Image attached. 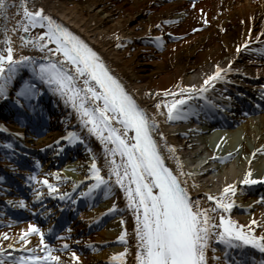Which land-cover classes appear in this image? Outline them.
<instances>
[{"label": "bare ground", "instance_id": "1", "mask_svg": "<svg viewBox=\"0 0 264 264\" xmlns=\"http://www.w3.org/2000/svg\"><path fill=\"white\" fill-rule=\"evenodd\" d=\"M20 3L21 0H6L7 7L0 13V52L6 54L8 36L14 58L22 55L31 60L20 62L7 81L4 93L0 94V133L12 141V151L22 147L41 150L40 154L45 152L41 174H48L57 185L50 194L48 187L40 189L37 176L32 175L33 192L27 195L24 203L29 207L36 199L43 198L53 207L43 209L42 214L72 215L59 231L52 232V254L60 256L63 264H121L112 256L125 247L128 252L123 264H136L134 210L127 204L125 190L115 183L113 175L110 188L105 190L101 186L88 193L89 185L95 182L90 172L93 156L106 179L111 156H105L101 140L81 122L71 102L66 103V98L54 91L55 86H49L37 75L38 65L46 63L45 57H49L47 49L54 51L56 46L54 43L46 44L44 49L34 46L31 37L39 36L47 29L37 26L24 32L17 25L23 15L22 10L17 11ZM27 6L42 7L58 22L71 25L101 52L149 117L159 121L154 127L158 142L175 171H182L180 179L187 181L193 198L199 197L204 206L214 204L207 200L206 194L216 195L226 184L235 182L237 191L233 198L236 203L230 212L231 218L242 225H249L255 218L257 224L250 226L255 228L257 235L264 233V194L254 193L247 189L248 184L240 183L249 167L253 178L264 176V110L241 113L238 120L213 132L198 124L210 109L208 100L200 99V95L185 92L191 97L183 105L188 110L171 120L167 108L163 107V102L171 99L163 94V90L171 92L177 86L183 88L192 84L199 87L217 64L224 68L229 66V61L233 71L226 73V80L213 83L204 94L220 96L222 87L229 84V78L264 83V0H27ZM144 35L153 37L154 43L142 42ZM156 37L161 39L157 41ZM49 59L60 61L61 57L57 54ZM7 71L5 67L6 75ZM248 75L252 79H248ZM22 79L36 82L39 98L49 101L55 110L56 119L44 137H26L24 127L4 109L8 101L19 104L22 100L15 90V84ZM179 95L177 92L176 97ZM158 102L162 105L160 108L155 106ZM69 132L76 133L81 139L75 142L63 139ZM59 142L65 143L59 150L77 157L61 169L58 167L61 151L43 150ZM168 145L174 146V153ZM177 158L182 162V170L178 168ZM120 159L117 153V162ZM187 173L195 175H185ZM259 182L264 181L255 184ZM11 192H3V197L11 194L3 199L20 202L16 193ZM24 192L28 190L25 188ZM82 192L88 194L81 195ZM63 193L68 194L67 198H61ZM91 197L93 201L88 200ZM77 203L86 205L76 216ZM113 204L116 208L109 211ZM30 210L27 219L12 222L0 218V233L8 234L7 237L0 236V247L4 248V253H0V264H21V257L16 258L18 262H13L12 257H17L21 251L40 256L44 250L40 233H29L28 243L20 239L23 230L36 224L33 213L37 209ZM121 232L126 233L124 242L117 239ZM64 243L68 244L67 249H63ZM10 244L11 248L8 247ZM246 249L264 257V253L252 245L228 247L212 241L207 252L208 264H216L221 255L226 259L225 264H236L232 255L242 254ZM71 252L76 253L78 261L73 259Z\"/></svg>", "mask_w": 264, "mask_h": 264}, {"label": "snow or ice", "instance_id": "2", "mask_svg": "<svg viewBox=\"0 0 264 264\" xmlns=\"http://www.w3.org/2000/svg\"><path fill=\"white\" fill-rule=\"evenodd\" d=\"M6 7V0H0V13ZM21 10L23 15L17 25L21 26L24 32L27 33L30 28L37 26L47 29L39 36L31 37L34 46L44 49L46 44L54 43V51L47 49L49 57L57 54L61 57L60 61L45 57L47 62L38 65L37 75L49 86H55L54 91L65 97L66 103L71 102L81 122L88 127L89 132L101 140L105 156H111L107 179L93 156L90 172L95 182L89 185L88 193L101 186L105 190L110 188L113 175L115 183L125 190L127 204L134 210L136 264H208L207 252L212 241H218L228 247L252 245L264 253V233L257 235L255 228L250 226L256 225L257 220L253 218L249 225H242L231 218L230 212L236 203L233 198L237 191L235 182L226 184L216 195L206 194L207 200L214 201V204L204 206L199 197L193 198L187 181L180 179L182 171L174 172L166 165L158 141L152 135L159 121L149 117L147 111L126 90L101 56L79 35L45 13L42 7L30 8L27 6V0H21L17 11ZM12 30L15 31V28ZM160 39L156 37L157 41ZM6 41V54L0 52V94L4 93L7 81L20 66V62L27 63L31 60V57L22 55L18 59L14 58L11 38L6 36ZM230 65L231 61L229 66L224 68L217 64L215 70L206 75L199 87L192 84L183 88L177 86L171 92L163 90L165 96L171 97L163 102V107L167 108L168 119H174L178 114L187 112L188 109L183 105L191 97L185 95V92L203 95L217 80H226V73L233 71ZM5 67L8 70L7 75ZM177 92L180 93L179 98L176 97ZM155 106L160 108L162 105L158 102ZM63 139L75 142L81 137L69 132ZM167 147L174 153V146ZM117 153L121 158L119 162L116 160ZM177 165L182 170V162L178 158ZM258 181H264V176L253 178L252 169L249 167L240 183L251 185ZM43 184L48 186L50 194L57 188V185L47 179L43 180ZM195 186L194 183L193 187ZM88 193L82 192L81 195ZM107 194L105 191V195ZM67 195L61 194V198H67ZM20 203L24 204L23 201ZM115 208L116 205L113 204L109 211ZM31 232L40 233L43 238L40 228L36 224H30L20 233V239L28 243V235ZM7 235L0 233V236ZM117 239L126 241V233L121 232ZM41 242L43 243V239ZM8 247L11 248L12 245ZM68 247L67 243L63 244V249ZM43 251V256L29 255L22 258L21 264H45L46 261L63 264L60 256L52 254L51 246H46ZM127 252L128 248L125 247L122 252L113 253L112 259L120 260L123 264ZM0 253H4L3 247H0ZM70 255L74 260H79L75 252Z\"/></svg>", "mask_w": 264, "mask_h": 264}, {"label": "rangeland", "instance_id": "3", "mask_svg": "<svg viewBox=\"0 0 264 264\" xmlns=\"http://www.w3.org/2000/svg\"><path fill=\"white\" fill-rule=\"evenodd\" d=\"M80 2H83V0H79ZM141 41L142 42H145V43H154V41H155V39L153 38V37H149L148 35H144V36H142L141 37ZM15 90H16V92L18 93V94H20L21 92H26V93H29L30 92V94H35V93H37V91L35 90V89H33L32 87H30L29 89H28V84L26 83V82H24V80L22 79V80H19L16 84H15ZM29 94H25V95H22L23 97H26V96H28ZM2 108H0V110H1ZM4 109H13V110H15L14 109V105H13V103H12V101H8L6 104H5V108ZM0 142H3L5 145H8V143H9V141L7 140V141H5L4 139H1L0 140ZM44 179H47V180H49V182L50 183H52L51 182V179H50V177L49 176H47V175H43L42 176V184H43V180ZM52 184H54V183H52ZM56 185V184H55ZM43 186H45V187H48L47 185H45V184H43ZM5 240H7V238L5 239ZM8 241V240H7ZM6 241V242H7ZM22 252V251H21ZM28 255V253H26V252H24L23 254H22V256L23 257H26ZM218 262L216 263V264H225L226 263V261H225V258L221 255L220 256V258L217 260Z\"/></svg>", "mask_w": 264, "mask_h": 264}]
</instances>
